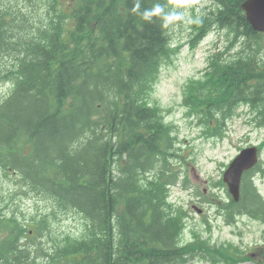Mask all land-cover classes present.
I'll return each mask as SVG.
<instances>
[{"label": "trees", "instance_id": "16d2710c", "mask_svg": "<svg viewBox=\"0 0 264 264\" xmlns=\"http://www.w3.org/2000/svg\"><path fill=\"white\" fill-rule=\"evenodd\" d=\"M48 1L38 17L40 6L0 0V80L15 87L0 104V167L53 207L26 218L23 209L0 204V264H264V243L249 251L209 250L198 236L184 241L189 212L170 194L189 178L181 161L175 169L182 159L175 126L150 104L173 53L170 26L133 14L134 0ZM245 1L214 0L192 24L194 44L213 28L231 35L184 95L213 137L227 134L241 106L264 127V33L249 23ZM156 2L174 3L141 0V11ZM236 43L242 46L233 54ZM261 168L246 172L239 202L214 199L228 224L243 215L264 221V198L252 180ZM73 210L86 221L79 236L54 227Z\"/></svg>", "mask_w": 264, "mask_h": 264}, {"label": "rangeland", "instance_id": "374dc122", "mask_svg": "<svg viewBox=\"0 0 264 264\" xmlns=\"http://www.w3.org/2000/svg\"><path fill=\"white\" fill-rule=\"evenodd\" d=\"M24 1L30 3L28 0ZM30 4L41 7V11H36L38 17L43 16L49 7L48 0H31ZM212 4L213 0H187L185 7L176 10L185 12L187 19L196 21L209 12ZM174 7L175 3L172 5ZM1 9L6 7L1 5ZM192 24L177 21L169 27L167 34L173 53L168 62L165 61L150 98V104L164 114L165 122L176 125L174 129L179 139L178 147L181 149L179 152L182 159L175 160V169L180 168L177 161H181L183 177L189 178L187 186L182 182H176L172 186L170 198L173 203L184 206L189 212L184 241L193 242L198 236V239L205 241L204 244L208 245L209 250L224 244L235 248H251L264 242V223L243 215L233 225L227 224L212 200L215 194L221 198L228 197L222 182L224 171L243 148L251 145H259L262 149V168L254 173L253 182L264 198V127L256 126L252 118L254 113L247 106H241L236 109L232 119H228L227 134L213 137L190 113L184 103L189 83L205 75L211 55L225 49L231 37L226 30L213 28L202 42L194 44ZM241 46V43H236L231 52L236 54L237 47L240 50ZM14 88L10 81L0 80V104ZM15 180H18L17 177L14 179L5 176L0 167V204L4 206L2 209H23L26 218L37 216L43 211H52V201L38 193L21 190ZM193 205L203 211L199 213ZM54 225L64 235L69 232L72 236H79L86 221L73 210L61 214ZM189 264L219 263L196 258Z\"/></svg>", "mask_w": 264, "mask_h": 264}, {"label": "water", "instance_id": "95a60500", "mask_svg": "<svg viewBox=\"0 0 264 264\" xmlns=\"http://www.w3.org/2000/svg\"><path fill=\"white\" fill-rule=\"evenodd\" d=\"M247 17L254 29L264 32V0H247L243 4ZM258 162L257 147L242 150L225 172L224 180L228 183L235 200L240 199V186L243 173Z\"/></svg>", "mask_w": 264, "mask_h": 264}, {"label": "clouds", "instance_id": "9594fccd", "mask_svg": "<svg viewBox=\"0 0 264 264\" xmlns=\"http://www.w3.org/2000/svg\"><path fill=\"white\" fill-rule=\"evenodd\" d=\"M173 2L175 3V7L171 9H169L166 4L156 2L151 8H145L141 11V0H134L131 11L148 23L153 22L154 18H158L162 22L164 28L174 25L177 21H184L186 23L198 22L187 19L185 12L176 10L177 8L185 7L187 0H173Z\"/></svg>", "mask_w": 264, "mask_h": 264}]
</instances>
